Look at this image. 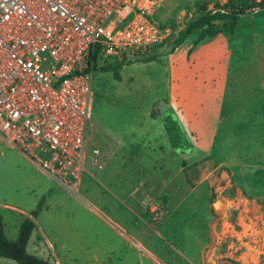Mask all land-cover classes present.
Returning a JSON list of instances; mask_svg holds the SVG:
<instances>
[{
	"label": "rangeland",
	"instance_id": "rangeland-1",
	"mask_svg": "<svg viewBox=\"0 0 264 264\" xmlns=\"http://www.w3.org/2000/svg\"><path fill=\"white\" fill-rule=\"evenodd\" d=\"M211 3L219 2L201 0L190 5L162 0L153 18L171 27L177 37L199 17L216 14L209 8ZM208 28L195 31L176 50L173 37L130 64L96 70L88 146L94 148L91 134L99 145L103 137L111 141L109 148H103L108 161L105 176L97 179L100 183H83L77 194L72 193L50 182L0 133V215L8 239L18 238L20 222L41 204L28 251L52 264H264V9L239 15L236 24L231 19L216 20ZM213 33L229 41L226 92L214 109H203L195 130L183 126V133L179 125H170L177 137L186 134L193 147L191 156H181L179 161L180 157L165 149L155 163L159 166L155 173L145 172L141 164L145 153L135 144L142 131L139 121L162 117L168 111V59L184 49L191 53L210 41ZM175 145L186 150L181 143ZM181 162L186 179L201 182L213 203L212 215L206 216L216 233L205 243L203 262L196 252L188 251L203 236L190 234L198 216L195 193L177 211L182 191L167 202L165 211L171 218L163 226V208L162 215L158 209L152 212L149 225L148 220L126 213L116 198L133 191L139 181H156L154 176H165L169 186L171 181H184L178 171ZM123 181L129 185L123 186ZM48 186L52 188L49 193ZM199 204L202 209L208 205L204 200ZM0 264L17 263L0 258Z\"/></svg>",
	"mask_w": 264,
	"mask_h": 264
},
{
	"label": "built area",
	"instance_id": "built-area-1",
	"mask_svg": "<svg viewBox=\"0 0 264 264\" xmlns=\"http://www.w3.org/2000/svg\"><path fill=\"white\" fill-rule=\"evenodd\" d=\"M161 1L0 0V133L72 193L108 160L88 146L94 73L174 37L153 18ZM242 1L212 10L239 12ZM247 1L244 11H261L253 3L263 0Z\"/></svg>",
	"mask_w": 264,
	"mask_h": 264
},
{
	"label": "crops",
	"instance_id": "crops-1",
	"mask_svg": "<svg viewBox=\"0 0 264 264\" xmlns=\"http://www.w3.org/2000/svg\"><path fill=\"white\" fill-rule=\"evenodd\" d=\"M200 1L201 0L196 1L195 3L183 2L193 5ZM229 1H231L232 6L230 7L233 9L235 4H237V0H218L220 6L225 3L230 4ZM213 7L214 3H211L209 5L210 10H212ZM244 14L250 15L252 13L245 11ZM230 63L231 52L229 41L222 34H218L210 41L194 48L191 53H189V50L184 49L176 52L168 59L166 69L167 86L165 90L168 99L167 102H165V109H168V111L165 112L162 117L155 118L149 116V118L139 121L140 129L142 131L138 137H136L137 140L135 141V144H137V148L142 149L144 151L143 153H145V156L142 157L143 163H141L145 172L155 173V169L159 167L158 164L155 163L159 162L161 156L166 152L165 149H167L171 155L173 154L176 157H180L181 159H179V161H182L183 156H191L193 147L191 144V146L188 144L186 134L177 137L176 131H173L172 129L174 128L170 125H179L183 133H185L183 126H186L189 131H193L197 128L203 109H206L207 106L214 109L217 106V101H220L224 96L230 77ZM161 137H163L162 139L164 140L162 143L160 142ZM136 138L134 137V139ZM184 139L186 141L185 143H183ZM152 142H154L153 146ZM175 143H181L182 147H186V150L183 151L180 147H177ZM90 144L94 147L99 145V143H94L92 134L90 136ZM100 144L101 145L96 147L101 146L102 150L106 152L103 148H109L111 141H107L103 137ZM187 145H189V148H187ZM28 161L50 182H53V180L36 164L30 159ZM181 164L182 165L179 167L178 171L183 175L184 181L179 183L171 181L169 183L171 186H169L168 180L165 179V176L164 178L154 176L156 181H139L140 185H138L133 191L128 192L126 196L116 198L117 202L121 204L126 213L138 216L141 220H148L149 225L152 218V212L156 208H163V212L165 213L164 221L161 224V226H163L164 224L166 225V221H168L167 217L170 216L167 214V211H165V205H168L167 202L170 201L172 197H175L177 193L182 191L183 195L177 204V211L180 206L190 198V194L195 193L196 197L193 199V202L195 201L197 205L195 207L196 214L199 216V212H202V216H197V219L192 222L190 225V229H192L190 234L191 236H193V234H201L203 236L196 238L193 242L194 244H192L193 246L190 247L188 251L191 253L196 252L197 259H201L203 262L205 243L209 240L211 234L213 236V234L216 233L215 225L210 226L206 216V213H211L212 215L213 203L208 200V191L201 182H193V180L189 181L186 179V176L184 175V169L186 166H184V162H181ZM103 170L104 167L98 171L89 168L88 172L83 175L79 186L81 184L83 185V183L87 184V182L90 181L100 183L97 179L99 176L102 178L105 176L103 175ZM122 185L127 187L129 182L123 181ZM168 190L170 191L168 192ZM51 191L52 188H49L48 186L47 192L49 193ZM119 192H122V190ZM86 194L88 195L89 193L86 191ZM138 194L140 195L138 196ZM87 199L91 200L93 198L89 196ZM200 200H204V202L208 204L207 207L202 209L199 204ZM23 221L20 222V226ZM4 230L6 234L5 223ZM174 230L175 229L172 228V231ZM193 257H195V254ZM193 257L191 256V259ZM251 264H257V262Z\"/></svg>",
	"mask_w": 264,
	"mask_h": 264
},
{
	"label": "trees",
	"instance_id": "trees-1",
	"mask_svg": "<svg viewBox=\"0 0 264 264\" xmlns=\"http://www.w3.org/2000/svg\"><path fill=\"white\" fill-rule=\"evenodd\" d=\"M243 2V9L249 7L248 1L244 0ZM230 4L226 5V8L232 6L231 1ZM253 5L260 10L264 9V0L261 3H253ZM219 7V5H217ZM240 9L239 12L237 11H229L224 15L221 12H216V14H206L199 17L195 22H193L187 30L178 34L177 37H174L172 46L174 49L180 48L189 38V36L193 35L195 31L206 27V32L209 29L208 27L211 26L213 21L216 20H227L231 19L233 24L237 23V18L239 15L244 14V10ZM217 34V33H216ZM215 33L210 35V38L213 39L216 36ZM205 38L202 37L196 45H199ZM41 208V204L39 209H36L32 212V214L25 218L22 222L19 235L16 240H10L7 238L4 230V222L3 217L0 215V258L11 260L16 262L17 264H52L49 260L43 259L39 256L31 254L28 251V245L31 240V237L36 229L35 218L39 214V210Z\"/></svg>",
	"mask_w": 264,
	"mask_h": 264
}]
</instances>
